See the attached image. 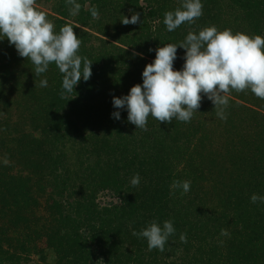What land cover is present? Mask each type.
Returning <instances> with one entry per match:
<instances>
[{
  "label": "trees",
  "instance_id": "1",
  "mask_svg": "<svg viewBox=\"0 0 264 264\" xmlns=\"http://www.w3.org/2000/svg\"><path fill=\"white\" fill-rule=\"evenodd\" d=\"M143 1L144 6L139 0H77L81 9L72 16L66 0H54L51 10L57 16L48 13V19L57 32L70 24L82 42L78 54L92 61L91 77L81 79L65 99L55 64L36 76L31 61L0 37V63L5 61L12 72L18 66L27 76L13 82L0 76V98L6 91L17 97L20 124L16 135L0 136V264H31L33 254L45 259L41 242L54 251V264H264V203L250 200L253 194L264 196V153L248 147L231 119L237 108L244 109L233 99L247 101L246 110L261 115L254 108L264 109V100L250 90L233 91L226 121L217 119L208 137L214 140L218 128L230 130L225 137L230 143H224L228 151L206 154L197 143L192 146L196 114L191 125L176 119L159 123L149 116L145 131L128 121L126 107L117 109L112 102L142 85L143 69L153 61L138 55L154 60L163 36L168 44L179 45L190 31L215 26L264 37V0H201L203 15L171 32L164 14L182 0ZM93 6L98 19L89 11ZM134 13L139 14L140 32L136 24L121 23ZM120 35L135 52L117 47ZM176 55L173 67L179 71L185 50L177 47ZM42 79L47 87L40 86ZM203 98L197 114L208 109V98ZM243 147V152L235 151ZM136 174L140 183L134 187ZM186 180L191 181L189 192L181 195L176 189L170 195L173 181ZM210 182L217 184L209 193L204 186ZM102 191L118 202L100 205L96 200ZM40 198L47 204L46 216L36 213ZM153 220L161 227L166 220L173 222L175 233L164 252L149 251L146 239L132 235ZM221 229L230 237L221 236Z\"/></svg>",
  "mask_w": 264,
  "mask_h": 264
},
{
  "label": "clouds",
  "instance_id": "2",
  "mask_svg": "<svg viewBox=\"0 0 264 264\" xmlns=\"http://www.w3.org/2000/svg\"><path fill=\"white\" fill-rule=\"evenodd\" d=\"M70 15H78L81 4L77 0H66ZM93 19L99 18L95 6L89 8ZM203 15L201 0H182L175 11L164 14L163 23L169 32L182 24H193ZM140 22L139 14L124 17L122 24ZM74 28L66 24L56 31L44 11L38 10L36 0H0V37L7 38L14 45L20 57L34 65L36 76L46 73L55 64L62 74L61 98L74 93V86L91 77V64L87 57L79 55L81 39ZM2 38V39H3ZM177 47L185 50L182 70H174ZM143 83L130 88L128 95L113 97V106L127 108V119L136 129L147 130L151 116L159 123H172L173 119L190 122L200 108L202 94L214 105L219 119H227L226 109L233 91L250 90L264 100V37L249 36L242 32L233 34L230 29L218 31L215 26L205 27L198 33L189 32L179 45L166 44L155 50V59L142 72ZM47 79L40 81L47 87ZM69 100V99H67ZM66 100V101H67ZM115 119L120 118L114 112ZM7 165L9 161L5 159ZM140 176L131 179L132 186H138ZM191 181H173L170 188L180 189L181 195L190 191ZM252 203H264V196L253 194ZM175 233L171 220L161 227L153 220L140 232L132 235L144 238L148 250L165 251L170 236ZM221 236L230 237L227 229H221ZM182 243L187 242L186 234L180 235ZM221 244L223 241L220 242Z\"/></svg>",
  "mask_w": 264,
  "mask_h": 264
},
{
  "label": "rangeland",
  "instance_id": "3",
  "mask_svg": "<svg viewBox=\"0 0 264 264\" xmlns=\"http://www.w3.org/2000/svg\"><path fill=\"white\" fill-rule=\"evenodd\" d=\"M36 3L38 5V10L40 11H44L46 14L49 13V15H53V16H57L55 15V11L51 10L52 4H54V0H36ZM139 5L144 6L145 3L143 0H139ZM134 27L137 28V31L140 32V28L139 26L136 24ZM93 29V28H92ZM92 29L90 30L91 32ZM153 29V28H152ZM87 30V29H86ZM88 30V31H89ZM131 36L134 35V32H130ZM93 34L98 35L97 33L93 32ZM136 34V33H135ZM122 36L125 34H121ZM120 35L117 36V38H115V43L118 45L117 47H124L126 49V51H131V52H135V50L128 48V46L125 45H129L127 44V39H122ZM99 37H102L101 35H98ZM121 39V40H119ZM164 42L162 43V46L166 43L168 44V40L164 38L162 39ZM125 41V42H124ZM95 43H99L97 40L94 41ZM165 44V45H166ZM170 44V43H169ZM18 53V52H17ZM139 57H142L145 60H150L153 61V59L151 58H147L146 55L140 53L138 55ZM4 58H7V56H5L4 54ZM16 72H12L11 66H9V68H7V65H5V61L4 63H0V76H6L8 75L9 79L11 80V82L15 81L18 77L19 79H25L27 78L25 72H20V68H18V66L15 67ZM19 73V74H18ZM1 80V77H0ZM7 88V87H6ZM6 91V89H5ZM13 92H9L6 91L4 94H2L1 98H0V136L2 137H6L8 132H10L11 136H14L18 133V129L20 127L19 124V117H18V113H17V97L12 96ZM112 94H109V97ZM202 97H205L202 94ZM233 98V97H231ZM230 98V99H231ZM204 100V98L202 99ZM236 103H241L242 105H244V109L242 107H239L235 110V115L234 117H232V121L234 122V124L239 125V126H235L236 129L234 130H239L237 131L240 132L241 136L244 137L245 140H247V142H245L246 144H248V147L251 149L252 145L254 146V150L259 149V154L261 152V154L264 153V109H259L258 107H253L254 109L257 110H261V114H258L257 112H255L254 110H246L249 108L250 105H248L247 101H241L238 99H233ZM16 101V102H15ZM207 101L206 107H208V109H206V111L204 110L203 112L197 114L198 118V122L195 118V116L193 115V118L191 119L190 122H184L183 124H193L194 122L198 125L197 129H196V133L193 134V141H192V146L197 143L198 145V150H200L201 152H203L204 154L208 153L209 151L214 152V151H221L223 152H227V148H224V143H230L229 140H225L226 135L228 136V133L230 132V130H228V132L223 131L221 129L218 128V132L215 133V139H209V135L210 134H214L209 132V130L214 127L217 126L216 125V121L217 119L219 120V118L217 117V115H212V107L214 109V105L213 103L208 99L205 100ZM10 102H12V104H10ZM202 107V106H200ZM215 110V109H214ZM213 117V118H212ZM253 117V118H252ZM196 120V121H195ZM203 122H207L206 126H202ZM8 124V128L6 129V127L4 126V124ZM194 126V125H192ZM222 133V134H221ZM8 135V136H10ZM197 135V136H196ZM202 135V136H201ZM206 135V138H208L207 140H204L205 138H203V136ZM223 135V136H222ZM238 136V135H237ZM240 136V137H241ZM16 137V136H15ZM204 140V144L203 146H201V141ZM238 138H235V141L237 142ZM211 141V142H210ZM240 145L239 144V149H240ZM247 147V148H248ZM246 148V149H247ZM245 149V150H246ZM231 151H234V149H230ZM244 147L241 150H237L235 149L236 152L241 153L243 152ZM211 186L209 187L208 184H206V186H204V189L207 190L209 193L212 192L214 190V186L217 184V182H210ZM40 205L39 207H37L36 209V213L38 216H46V207L47 204L45 202V200L43 198H40ZM100 205H105V204H113V203H117L118 199L114 196H112L111 194L108 193V191H102L100 193H98L97 195V200H96ZM1 224V222H0ZM1 227V226H0ZM41 247L42 248H46L44 250V255H45V259L40 258L38 255L33 254L30 256V261L29 263L31 264H54L55 262V253L53 250L49 249L46 247L44 242H41ZM62 256H64V252L62 254Z\"/></svg>",
  "mask_w": 264,
  "mask_h": 264
}]
</instances>
